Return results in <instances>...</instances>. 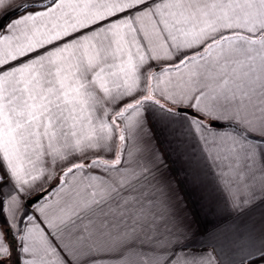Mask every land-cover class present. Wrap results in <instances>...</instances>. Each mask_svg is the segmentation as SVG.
Segmentation results:
<instances>
[{"label":"snow or ice","instance_id":"1","mask_svg":"<svg viewBox=\"0 0 264 264\" xmlns=\"http://www.w3.org/2000/svg\"><path fill=\"white\" fill-rule=\"evenodd\" d=\"M10 16L0 23V215L23 213L33 203H21L24 195L44 200L50 181L63 187L61 177L77 173L88 181L59 216L43 205L27 216V264L49 256L58 264H213L194 247L201 216L223 203L264 221V122L224 116L246 107L257 65L264 70V0H0V17ZM146 19L151 35L139 27ZM194 20L205 26L197 31ZM38 33L45 38L32 39ZM151 36L170 55H153ZM226 44L240 56L232 73L247 69L231 87L224 79L207 92L160 89L156 98L150 80ZM226 70L227 62L221 78ZM252 242L241 264H264V235L254 230ZM11 254L0 229V264Z\"/></svg>","mask_w":264,"mask_h":264},{"label":"crops","instance_id":"2","mask_svg":"<svg viewBox=\"0 0 264 264\" xmlns=\"http://www.w3.org/2000/svg\"><path fill=\"white\" fill-rule=\"evenodd\" d=\"M20 0H14V3H19ZM93 3L102 4L105 0H92ZM192 3L204 4L206 2H211V0H191ZM102 11V9H101ZM15 16H10L4 19L0 17V23H7L9 19H15ZM193 23L196 25V30L204 27L203 22L194 20ZM152 20H143L140 22L139 27L144 30L146 35H151ZM179 27L187 30L188 26L180 25ZM42 32L46 30L41 28ZM180 39L183 36L177 33ZM45 37L39 33L32 37L34 40L44 39ZM26 42V41H25ZM148 47L153 49V55H160L165 57L170 55L171 50L166 46H161V40L156 36H151L148 41ZM133 59H137L136 50L133 49ZM240 58L239 53L236 51L234 45H224L223 49L216 48L210 53L205 55L204 59H198L188 64L186 67L181 68L179 71L165 72L159 74L158 81L150 80V83H155L158 85L156 98H161L160 89H167L168 92H188L192 88L202 87L205 91L218 88L224 79L229 80V87L232 86V80L234 76L242 71H247V69H238L236 74L232 73V65L230 62L233 59ZM163 62V61H162ZM227 62V70L225 75L221 78L219 73L221 72V66L225 65ZM260 77L259 80L252 85V91L250 92V98L244 101V107L239 113L236 111V106L232 105L229 107L228 112L224 114L225 119L229 117L235 118L239 123L247 126V122L251 121L252 124L258 125L260 122H264V70H262L259 65H257V73ZM215 77V78H213ZM183 86V88L178 86ZM161 103H165L161 99ZM185 103L187 101L185 100ZM167 106L173 107L171 103ZM176 106H180L177 104ZM133 114H128L127 118H134ZM175 158V157H174ZM39 167L42 163L41 161H36ZM174 167L179 168V163L177 162ZM63 187L61 185H56L55 181H50L43 185V191L47 192V196L44 200H37L32 205H28L23 213L19 208L14 210H8L7 218L3 216L5 225L0 223V229H3L7 235V243L12 249V254L8 259V264H27L31 261L33 257L25 253L22 250L21 245L27 244L28 242L23 240L22 237L27 232V229L31 226L27 216L32 215L36 209L43 205L50 217H57L60 215V210L64 208L67 204L71 202L72 190L78 187H82L88 183L86 176L82 173H77L75 176L61 177ZM51 188V189H50ZM48 189H50L48 191ZM188 195L186 200H195V196L192 194L191 190L186 188ZM5 196L8 194V190L4 191ZM36 193H32L31 196L24 195L21 197V203L26 204L27 201L33 198ZM24 215L23 223H19L20 217ZM7 221H11V230H8L6 225ZM87 223V222H86ZM21 229L24 231L21 232ZM194 229L198 230L200 235L197 238V242L194 245L195 248L202 250L206 255L213 257V264H241V261L245 259L249 252L254 251L252 236L255 232L264 235V221L257 218L253 214H248L246 216H238L232 213L229 208L221 203L217 211L210 215L207 219L199 218L194 225ZM9 234V236H8ZM257 257H252L245 261V264H253V261ZM47 264H58L54 257H45ZM102 264H129V262L124 259H106L102 261ZM135 264V262H131Z\"/></svg>","mask_w":264,"mask_h":264},{"label":"trees","instance_id":"3","mask_svg":"<svg viewBox=\"0 0 264 264\" xmlns=\"http://www.w3.org/2000/svg\"><path fill=\"white\" fill-rule=\"evenodd\" d=\"M50 189H51V188H50ZM50 189H48V191H49ZM0 223H1L2 225H5L4 220H3V215H0ZM8 236H9V234H8Z\"/></svg>","mask_w":264,"mask_h":264},{"label":"water","instance_id":"4","mask_svg":"<svg viewBox=\"0 0 264 264\" xmlns=\"http://www.w3.org/2000/svg\"><path fill=\"white\" fill-rule=\"evenodd\" d=\"M4 19H6V18H4ZM31 199L33 200V203H35V202L37 201V200H34L33 198H31ZM33 203H32V204H33ZM32 204H29V205H32Z\"/></svg>","mask_w":264,"mask_h":264}]
</instances>
